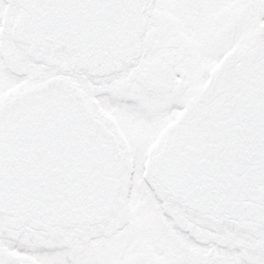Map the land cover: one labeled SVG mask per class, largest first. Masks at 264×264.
I'll list each match as a JSON object with an SVG mask.
<instances>
[{
	"label": "snow or ice",
	"instance_id": "1",
	"mask_svg": "<svg viewBox=\"0 0 264 264\" xmlns=\"http://www.w3.org/2000/svg\"><path fill=\"white\" fill-rule=\"evenodd\" d=\"M0 264H264V0H0Z\"/></svg>",
	"mask_w": 264,
	"mask_h": 264
}]
</instances>
